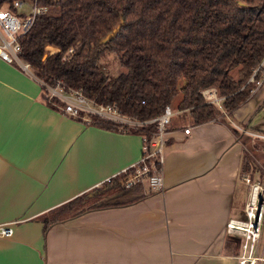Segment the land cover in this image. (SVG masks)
<instances>
[{
  "label": "crops",
  "instance_id": "0c3cea01",
  "mask_svg": "<svg viewBox=\"0 0 264 264\" xmlns=\"http://www.w3.org/2000/svg\"><path fill=\"white\" fill-rule=\"evenodd\" d=\"M263 98L264 87L230 113L194 122L176 106L178 92L162 189L144 178L138 198L44 228L49 211L137 162L142 131L63 112L37 78L0 58V225L12 228L0 236V264H238L244 238L225 227L245 219V127L260 128L251 120Z\"/></svg>",
  "mask_w": 264,
  "mask_h": 264
},
{
  "label": "trees",
  "instance_id": "16d2710c",
  "mask_svg": "<svg viewBox=\"0 0 264 264\" xmlns=\"http://www.w3.org/2000/svg\"><path fill=\"white\" fill-rule=\"evenodd\" d=\"M37 1L46 10L19 36V53L44 82L59 80L64 88H80L135 119L156 116L178 92L176 106L184 115L194 122L214 118L222 111L202 97L200 89L206 86H216L224 95L227 113L250 97L246 80L264 54V0ZM3 3L12 6L13 0ZM117 25L116 33L107 37ZM106 52H114L124 70L107 74L100 63ZM91 122L143 131L148 138L156 130L154 121L128 127L91 115ZM121 172L51 210V219L44 215V228L84 210L138 198L140 183L121 185Z\"/></svg>",
  "mask_w": 264,
  "mask_h": 264
},
{
  "label": "built area",
  "instance_id": "2783aa9c",
  "mask_svg": "<svg viewBox=\"0 0 264 264\" xmlns=\"http://www.w3.org/2000/svg\"><path fill=\"white\" fill-rule=\"evenodd\" d=\"M46 10V5L38 3L37 0H13L12 6L8 3L0 5V58L7 62H15L22 69L28 71L37 78L41 86L48 88V93L52 96L56 107L73 117L89 120L87 114L97 115L102 118L113 120L120 125L134 127L147 122L154 121L156 130L152 138H148L146 133H142L141 154L137 162L132 167L122 170L124 176L118 179L126 187L132 185L136 180L146 179L152 189H162L164 184L163 173L160 166L161 153L165 142L166 128L171 122L173 115L178 111L166 104L162 111L154 117L148 119H135L120 111L115 103H104L96 101L86 96L80 88H64L59 80L55 83L44 82L32 71L29 61L20 55L21 45L19 36L30 26L34 16ZM51 51L54 49L47 46ZM71 49V48H70ZM246 82L251 85V95L256 94L264 87V54L259 62L252 67ZM200 93L206 102L217 105L222 113H227L222 106L224 95L220 94L216 86H206L200 89ZM45 99V97L43 96ZM258 107L264 111V102H260ZM125 128V127H124ZM189 127H185L187 132ZM245 133L254 139L261 140V151L264 153V131L259 129H247ZM158 163L152 167L151 161ZM127 172V173H126ZM126 173V174H125ZM247 180L250 178L245 176ZM109 180V179H108ZM249 197L245 203L246 217L244 220L230 219L226 223L225 230L230 234L242 236V252L237 256L238 264H256V260L263 259L264 256L253 255V244L258 239L264 209V187L258 182L250 183ZM12 228L8 225H0V236L9 235Z\"/></svg>",
  "mask_w": 264,
  "mask_h": 264
},
{
  "label": "rangeland",
  "instance_id": "374dc122",
  "mask_svg": "<svg viewBox=\"0 0 264 264\" xmlns=\"http://www.w3.org/2000/svg\"><path fill=\"white\" fill-rule=\"evenodd\" d=\"M7 5V3H5ZM48 48V47H47ZM100 63L103 65L104 70L107 74L109 75H115L118 72L124 70V67L119 64L117 55L114 52H106L104 55L101 56L100 58ZM235 74V71L232 72ZM43 96L45 97V100L49 102L50 104L56 106L57 103L53 102L52 96L50 95V92L48 93V88L45 87ZM87 117H89V120H91V116L87 114ZM255 121L260 122L259 126L261 131H264V111L259 110L258 113L252 118L251 124ZM252 129H257L255 126ZM245 135V149L244 152L245 154L247 153L248 157L247 160L249 162V167L247 170L244 169L242 173L245 174V176L250 178V182H258L264 187V155L263 152L261 151V140L258 138H253L252 136L248 135L247 133ZM245 160H243V163L245 164ZM134 167L130 168L128 171H132ZM127 173V172H126ZM125 173V174H126ZM116 176V175H115ZM117 180L122 178L124 176V172H121L120 174L117 175ZM145 181L144 179L142 180H136V182H142ZM108 181H105V183ZM118 182L125 186L122 182L118 180ZM103 184V183H102ZM101 184V185H102ZM99 185V187L101 186ZM126 187V186H125ZM247 184L245 182V198L247 197ZM249 197V195H248ZM248 199V198H247ZM81 202V200L77 201ZM54 211L48 212L45 216L48 219H51L54 215ZM245 218L246 213H242ZM243 239V238H242ZM253 255H258V256H264V209H263V216H262V221H261V228H260V233L258 236V239L254 242L253 244ZM256 264H264V260L257 259Z\"/></svg>",
  "mask_w": 264,
  "mask_h": 264
},
{
  "label": "water",
  "instance_id": "95a60500",
  "mask_svg": "<svg viewBox=\"0 0 264 264\" xmlns=\"http://www.w3.org/2000/svg\"><path fill=\"white\" fill-rule=\"evenodd\" d=\"M118 29V25L113 28L111 32L107 34V37H110L116 33ZM83 264H121V263H100V262H90V263H83Z\"/></svg>",
  "mask_w": 264,
  "mask_h": 264
}]
</instances>
